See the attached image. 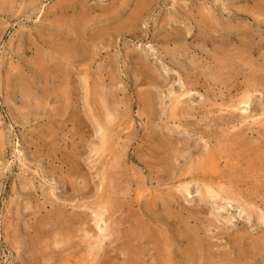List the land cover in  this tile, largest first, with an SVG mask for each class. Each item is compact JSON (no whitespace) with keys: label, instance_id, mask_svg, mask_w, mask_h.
Masks as SVG:
<instances>
[{"label":"rangeland","instance_id":"obj_1","mask_svg":"<svg viewBox=\"0 0 264 264\" xmlns=\"http://www.w3.org/2000/svg\"><path fill=\"white\" fill-rule=\"evenodd\" d=\"M11 1L0 0V264H165L166 251L176 256L173 264H264V162L256 160L261 168L250 171L236 161L226 165L227 155L243 159L264 151V0ZM131 20L140 23L132 28ZM39 51L68 72L43 71L36 63ZM45 88L69 94L71 113L56 112L57 99L48 98ZM103 110L104 137L97 134ZM101 138L109 141L105 151ZM225 140L233 152H225ZM161 142V150L172 149H157ZM212 155L214 163L197 166ZM183 171L190 178L179 180ZM210 171L213 181L201 175ZM53 210L60 214L56 223ZM142 233L154 239L156 251ZM152 254L161 262L151 261Z\"/></svg>","mask_w":264,"mask_h":264},{"label":"bare ground","instance_id":"obj_2","mask_svg":"<svg viewBox=\"0 0 264 264\" xmlns=\"http://www.w3.org/2000/svg\"><path fill=\"white\" fill-rule=\"evenodd\" d=\"M10 1H11V0H10ZM142 1H144V0H142ZM156 1H157V0H156ZM3 2H4V0H3ZM11 2H12V1H11ZM145 2H146V1H145ZM150 2H152V1L150 0ZM150 2H148V3H150ZM115 3H116V2H115ZM14 4H15V3H14ZM88 4H89V2H88ZM8 5H9V4H8ZM146 5H147V4H146ZM149 5H150V4H148V6H149ZM6 6H7V5H6ZM14 6H15V5H14ZM55 6H56V5H55ZM90 6H91V5H90ZM120 6H121V5H120ZM26 7H27V6H26ZM138 7H139V6H138ZM145 7H146V6H145ZM1 8L4 9V6H3V7L1 6ZM7 8H10V7L7 6ZM56 8H57V7H56ZM73 8H74V7H73ZM104 8L107 9V10L109 9V8H107V7H104ZM104 8H102L103 11H105ZM58 9L61 10V11H65V10H67V6H65V5H60V6H58ZM81 9L83 10V8H81ZM102 9H101V12H102ZM140 9H141V8H140ZM54 10H55V9H53L52 12H53ZM59 10H58V11H59ZM82 10H81V12L84 11V10H83V11H82ZM85 10H86V9H85ZM88 10H89V8H88ZM97 10H98V9H96V11H97ZM99 10H100V9H99ZM116 10H117V9H116ZM121 10H122V9H121ZM5 11H6V10H5ZM10 11H11V10H10ZM93 11L95 12V10H93ZM108 11H109V10H108ZM52 12H51V14H52ZM56 12H57V10H56ZM56 12H55V13H56ZM84 12H85V11H84ZM105 12H106V11H105ZM115 12H116V11H115ZM115 12H113V14H114ZM1 13H2V12H1ZM3 13H4V12H3ZM66 13H67V12H66ZM6 14H7V12H6ZM81 14H82V13H81ZM83 14H84V13H83ZM85 14H86V13H85ZM142 14H143V13H142ZM88 15H89V14H88ZM101 15L104 16V14H101ZM107 15H108V14H107ZM111 15H112V13H111ZM115 15H116V13H115ZM115 15H114V16H115ZM118 15H119V14H118ZM137 15H138V14H137ZM10 16H11V15H10ZM39 16H40V15H39ZM53 16H55V15L53 14ZM81 16H82V15H81ZM109 16H110V15H109ZM109 16H107V18H108ZM112 16H113V15H112ZM114 16L112 17V19L115 18ZM116 16H117V15H116ZM135 17L138 18L137 16H135ZM139 17H140V16H139ZM82 18L84 19V17H82ZM87 18H88V17H87ZM100 18H101V17H100ZM104 18H105V17H104ZM140 18H142V16H141ZM102 19H103V17H102L100 20H102ZM116 19H117V18H116ZM130 19H131V18H130ZM130 19H129V20H130ZM135 20H136V19H135ZM139 20H141V19H139ZM104 21H107V20H104ZM131 21H132V25H130V22H128V21H127V22L129 23L130 26H132V28H134V25H135L136 23H140L139 21H138V22H137V21H134V20H131ZM62 22H63V21H62ZM86 22H87V21H86ZM86 22H85V23H86ZM82 25H83V23H82ZM86 26H87V25H86ZM86 26H84V27H86ZM136 26H137V24H136ZM136 26H135V28H136ZM65 27H66V26H65ZM127 27H128V26H127ZM130 28H131V27H130ZM74 29H75V28H74ZM82 29L84 30V28H82ZM134 30H135V29H134ZM134 30H133V31H134ZM136 30H138V28H137ZM178 30H179V29H178ZM81 31H82V30H81ZM140 31H141V30H140ZM136 32H137V31H136ZM176 32H177V31H176ZM82 33H83V32H82ZM82 33L79 32V37H81L80 34L83 35ZM72 34H73V32H72ZM84 34H85V33H84ZM203 35H204V34H203ZM240 35H241V34H240ZM83 36H84V35H83ZM172 37H173V36H172ZM179 37H180V36H179ZM52 38H53V37H52ZM75 38H76V37H75ZM89 38H90V37H89ZM65 40H66V39H65ZM65 40H64V41H65ZM75 40H76V39H75ZM78 40H79V39H78ZM79 41H80V40H79ZM68 42H69V41H68ZM75 42H76V41H75ZM76 43H78V42H76ZM245 43H246V42H245ZM50 45H51V44H50ZM72 45H73V44H72ZM77 45H79V44H77ZM80 45H81V42H80ZM80 45H79V46H80ZM82 45H83V44H82ZM84 45H85V43H84ZM66 46H67V44H66ZM79 46H78V47H79ZM239 46H240V45H239ZM52 47H53V46H52ZM61 47H62V46H61ZM71 47H72V46H71ZM76 47H77V46H76ZM86 47H87V46H86ZM55 48H56V47H55ZM66 49H67V48H66ZM66 49H65V51H66ZM68 49H69V48H68ZM72 49H75V48H72ZM86 49H87V48H86ZM86 49H84V50H86ZM42 50H43V49H42ZM59 50H60V49H59ZM82 50H83V48H82ZM82 50H81V51H82ZM84 50H83V51H84ZM88 50H89V49H88ZM243 50H244V49H243ZM247 50H248V49H247ZM19 51H20V50H19ZM44 51H45V50H44ZM44 51H43V52H44ZM62 51H64V50H62ZM71 51H72V50H71ZM83 51H82V52H83ZM239 51H240V50H239ZM45 52H46V51H45ZM45 52H44V53H45ZM56 52H57V49H56ZM59 52H60V51H59ZM75 52H76V51H75ZM85 52H86V51H85ZM87 52H88V51H87ZM87 52H86V53H87ZM245 52H246V51H245ZM39 53H40V51H39ZM65 53H66V52H65ZM67 53H68V52H67ZM67 53H66V54H67ZM86 53H85V54H86ZM175 53H176V52H175ZM239 53H240V52H239ZM40 54H41V53H40ZM40 54H38V56L36 57V63H38L39 68H41L43 71H53V70H54L56 73L58 72L59 75H60V73H66V72H68V69H67V71L64 70L63 68H61V67H62L61 65L58 66L59 64H58V65L55 64V63L52 64L51 62L53 61V59L51 60V57H50V56L47 55V56H48L47 58L50 57V60L47 61V60H46V56H45V55H42V54L40 55ZM54 54H55V53H53V55H54ZM57 54H58V52H57ZM62 54H63V53H62ZM73 54H74V53H73ZM80 54H81V53H80ZM87 54H88V53H87ZM63 55H65V54H63ZM76 55H77V54H76ZM147 55H148V54H147ZM231 55H232V54H231ZM54 56H55V55H54ZM66 56H68V55H65V57H66ZM73 56H74V55H73ZM78 56H79V55H78ZM80 56H81V55H80ZM85 56H86V55H85ZM241 56L245 57V55H244L243 53L241 54ZM55 57H56V56H55ZM57 57H58V56H57ZM66 58H67V57H66ZM70 58H71V57H70ZM34 59H35V58H34ZM59 59H60V58H59ZM62 59H63V58H62ZM222 59H223V58H222ZM226 59H228V58L226 57ZM63 60H64V59H63ZM65 60H66V59H65ZM219 60H220V59H219ZM231 60H232V59H231ZM37 61H38V62H37ZM56 61H57V60H56ZM58 61H59V60H58ZM146 61H147V60H146ZM65 62H66V61H65ZM225 62H226V61H225ZM241 62H242V61H241ZM32 63H33V61H32ZM69 63H70V62H69ZM145 63H146V62H145ZM158 63H159V62H158ZM60 64H61V63H60ZM239 64H240V60H239ZM242 64H243V63H242ZM50 65H53V68H54V69H51ZM69 65H70V64H69ZM147 65H148V64H147ZM243 65H244V64H243ZM249 66H250V65H249ZM237 67H238V66H237ZM64 68H65V67H64ZM144 68H145V67H144ZM219 68H220V67H219ZM227 68H228V67H227ZM65 69H66V68H65ZM159 69H160V68H159ZM159 69L157 68V70H159ZM243 69H244V68H243ZM70 70H71V69H70ZM100 70H101V69H100ZM63 71H64V72H63ZM65 71H66V72H65ZM71 71H72V70H71ZM150 71H151V70H150ZM246 71H247V70H246ZM72 72H73V71H72ZM142 72H143V71H142ZM147 72H148V71H147ZM157 72H158V71H157ZM160 72H161V71H160ZM164 72H165V70H164ZM164 72H163V74H164ZM215 72H216V71H215ZM254 72H255V71H254ZM256 72H257V71H256ZM58 73H57V75H58ZM150 73H152V72H150ZM155 73H156V72H155ZM165 73H166V72H165ZM53 74H54V73H53ZM224 74H225V73H224ZM236 74H237V73H236ZM256 74H257V73H256ZM260 74H261V73H260ZM105 75H107V74H105ZM159 75H161V74H159ZM69 76H70V74H69ZM163 76H164V75H163ZM166 76H167V75L165 74V77H166ZM215 76H216V75H215ZM229 76H230V74H229ZM237 76H238V75H237ZM261 76H262V74H261ZM261 76L259 75L258 77H261ZM58 77H59V76H58ZM67 77H68V76H67ZM67 77H63V78H67ZM102 77H103V76H102ZM161 77H162V76H161ZM165 77H162V78L165 79ZM149 78H150V76H149ZM152 78H153V79L155 78L154 75H153ZM216 78H217V77H216ZM220 78H221V77H220ZM229 78H230V77H229ZM35 79H36V78H35ZM153 79H152V80H153ZM166 79H168V77H167ZM169 79H170V78H169ZM258 79H259V78H258ZM156 80H157V78H156ZM156 80H155V82H156ZM160 80H161V79H160ZM223 80H224V79H223ZM229 80L231 81V78H230ZM254 80H255V79H254ZM261 80H262V79H261ZM55 81H56V80H55ZM158 81H159V80H158ZM158 81H157V82H158ZM167 81H168V80H167ZM212 81H213V80H212ZM40 82H42V81H40ZM50 82H51V80H50ZM162 82H164V81L162 80ZM251 82H253V81H251ZM19 83H20V82H19ZM33 83H34V82H33ZM37 83H38V82H37ZM47 83H48V82H47ZM56 83H57V82H56ZM58 83H59V82H58ZM60 83H61V82H60ZM64 83H65V82H64ZM67 83L69 84V82H67ZM158 83H159V82H158ZM165 83H166V82H165ZM215 83H216V82H215ZM52 84H53V83H52ZM235 84H236V83H235ZM6 85H7V84H6ZM38 85H39V84H38ZM40 85H41V84H40ZM47 85H49V84H46V86H47ZM55 85H56V84H55ZM55 85H54V86H55ZM164 85H165V84H164ZM166 85H167V84H166ZM190 85H191V84H190ZM227 85H228V84H227ZM252 85H253V84H252ZM41 86H42V85H41ZM182 86H183V84H182ZM191 86H192V85H191ZM247 86H248V85H247ZM43 87H45V86H43ZM192 87H193V86H192ZM234 87H235V86H234ZM25 88H26V87H25ZM54 88H56V87H54ZM203 88H204V87H203ZM225 88H226V87H225ZM42 89H43V88H42ZM66 89H67V87H66ZM256 89H257V87H256ZM263 89H264V87H263ZM48 90H49V89H48ZM51 90H52V89H51ZM54 90H55V89H54ZM173 90H174V89H173ZM214 90H215V89H214ZM252 90H253V89H252ZM61 91H62V90H61ZM40 92H41V91H40ZM44 92H46L45 94H46V96H47L48 98H49V97H55V98L57 99V101H55L56 99H54V101L57 102V104H58L57 107L55 108V111H56V112H59V114H63V115H65V114H66L67 112H69V111H70V113H71V111H72V110H71V108H72V105H71L72 101H71V100H72V99H71V97H70L69 94H66V95H65V94L61 93V96H60V95H59L58 93H56V92H52V91H49V92H48L46 88L44 89ZM64 92H65V91H64ZM68 93H69V92H68ZM70 93H71V92H70ZM72 95H74V94H72ZM116 95H117V94H116ZM160 95H161V94H160ZM187 95H188V93H187ZM214 95H215V94H214ZM214 95H213V96H214ZM248 95H249V94H248ZM75 96H76V95H75ZM182 96H183V95H182ZM182 96H181V97H182ZM185 96H186V94H185ZM243 96H245V95H243ZM150 97H151V96H150ZM204 97H205V96H204ZM246 97H247V96H246ZM251 97H252V96H251ZM182 98H185V97L183 96ZM216 98H217V97H216ZM242 98L244 99V97H242ZM263 98H264V97H263ZM70 99H71V100H70ZM141 99H142V98H141ZM143 99H144V98H143ZM158 99H159V98H158ZM172 99H173V98H172ZM248 99H249V98H248ZM248 99H247V100H248ZM147 100H148V99H147ZM154 100H155V99H154ZM165 100H166V99H165ZM173 100H174V99H173ZM182 100H183V99H182ZM247 100H246V102H247ZM70 101H71V102H70ZM143 101H144V100H143ZM143 101H142V102H143ZM242 101H243V100H242ZM249 101L251 102V99H249ZM249 101H248V103H250ZM163 102H164V101H163ZM170 102H171V101H170ZM105 103H106V102H105ZM108 103H109V102H108ZM144 103H145V102H144ZM144 103H143V104H144ZM161 103H162V102H161ZM178 103H179V102H178ZM232 103H233V102H232ZM244 103H245V101H244ZM252 103H253V102H252ZM146 104H147V103H146ZM146 104H145L144 106H146ZM246 104H247V103H246ZM102 105H103V104H102ZM140 105H141V104H140ZM184 105H185V104H184ZM212 105H213V104H212ZM221 105H222V104H221ZM240 105H242V104H240ZM248 105H249V104H248ZM73 106H74V105H73ZM176 106H177V105H176ZM185 106H186V105H185ZM193 106H194V105H193ZM233 106H234V105H233ZM251 106H252V105H251ZM36 107H37V106H36ZM103 107H104V105H103ZM155 107H156V106H155ZM212 107H213V106H212ZM231 107H232V106H231ZM244 107H247V108H248V106H244ZM94 108H95V107H94ZM143 108H144V107H143ZM148 108H149V107H148ZM171 108H172V107H171ZM174 108H175V107H174ZM256 108H257V107H256ZM105 109H106V108H105ZM177 109H178V108H177ZM177 109H174V110L177 111ZM220 109H221V108H220ZM228 109H229V108H228ZM231 109H233V107H232ZM236 109H237V108H236ZM236 109H235V110H236ZM253 109H255L254 106H253ZM148 110H150V109H148ZM172 110H173V109H172ZM174 110H173V111H174ZM186 110H187V109H186ZM221 110H222V109H221ZM242 110H243V108H242ZM248 110H249V109H248ZM255 110H256V109H255ZM103 111H104V110H103ZM108 111H109V110H108ZM152 111H153V110H152ZM159 111H160V110H159ZM173 111H172V112H173ZM183 111H184V110H183ZM187 111H188V110H187ZM229 111H230V110H229ZM50 113H51V112H50ZM70 113H69V115H70ZM105 113H107L106 110H105L104 113H103V114H104L103 116H104V118H105V119L103 120V122H102L103 125H102V126H101V125L99 126V131H100V132L97 133V134H99V136H101L100 134H102L103 137H104V135H105L104 128H105V126H106L104 123H105V121H106V118L108 117V115L106 116ZM152 113H153V112H152ZM170 113H171V111H170ZM207 113H208V112H207ZM209 113L211 114V112H209ZM233 113H234V112H233ZM53 114H54V113H53ZM77 114H78V113H77ZM107 114H108V113H107ZM184 114H185V113H184ZM186 114H187V113H186ZM243 114H246V112H243ZM71 115H72V116H74V115L76 116V114H71ZM157 115H158V114H157ZM171 115H172V114H171ZM229 115H230V114H229ZM232 115H233V114H232ZM55 116H56V115H55ZM72 116H70V117H72ZM87 116H88V115H87ZM110 116H111V115H109V117H110ZM153 116H154V115H153ZM244 116H245V115H244ZM176 117H177V116H176ZM176 117H175V118H176ZM181 117H182V116H181ZM241 117H243V116H241ZM75 118H76V117H75ZM88 118H89V117H88ZM112 118H113V117H112ZM182 118H184V117H182ZM231 118H232V117H231ZM233 118H234V116H233ZM246 118H247V116H246ZM38 119H39V118H38ZM73 119H74V117H73ZM77 119H78V118H77ZM79 119H80V118H79ZM157 119H158V118H157ZM170 119H171V118H170ZM90 120H91V119H90ZM92 120H93V119H92ZM92 120H91V121H92ZM240 120H241V119H239V120H237V121L239 122ZM242 120L246 121L245 119H242ZM242 120H241V121H242ZM80 121H81V120H80ZM83 121H84V120H83ZM109 121H110V120L108 119L107 122H108V124L111 125V123H109ZM154 121H155V120H154ZM224 121H225V120H224ZM95 122H96V121H94V123H95ZM100 122H101V121H100ZM110 122H112V121H110ZM233 122H234V121H233ZM180 123H181V122H180ZM239 123H240V122H239ZM96 125H97V124H96ZM96 125H95V126H96ZM104 125H105V126H104ZM110 125H109V127L114 126V125H112V126H110ZM120 125H121V124H120ZM243 125H244V124H243ZM19 126H20V125H19ZM21 126H22V125H21ZM245 126H247V125L245 124L244 127H245ZM106 127H108V126H106ZM114 127H115V126H114ZM235 127H236V125H235ZM263 127H264V126H263ZM228 128H229V127H228ZM241 128H242V126H241ZM48 129H49V128H48ZM107 129H108V128H107ZM114 129H115V128H114ZM238 129H239V127H238ZM242 129H244V128H242ZM242 129H241V130H242ZM249 129H251V128H249ZM108 131H109V130H108ZM111 131H112V129H111ZM231 131H232V130H231ZM254 131H255V130H254ZM109 132H110V131H109ZM112 132H114V131H112ZM223 132H224V131H223ZM241 132H242V131H241ZM241 132H240V133H241ZM156 133H157V132H156ZM218 133H219V132H218ZM235 133H236V132H235ZM244 133H245V132H244ZM151 134H152V133H151ZM245 134H246V133H245ZM118 135H119V134H118ZM213 135H214V134H213ZM222 135H223V134H222ZM232 135H233V134H232ZM236 135L239 136L238 134H236ZM243 135H244V134H243V132H242V137H244ZM108 136H109V134H108ZM152 136H153V134H152ZM154 136H155V135H154ZM95 137H96V136H95ZM106 137H107V136H106ZM148 137H149V136H148ZM155 137H157V136H155ZM224 137H226V136H224ZM108 138H109V137H108ZM118 138H119V137H118ZM167 138H168V137H167ZM215 138H216V137H215ZM240 138H241V137H240ZM10 139H11V138H10ZM101 139H102V138H101ZM105 139H106V138H105ZM149 139H150V138H149ZM154 139H155V138H154ZM157 139L160 140V138H157ZM161 139H162V138H161ZM218 139H219V138H218ZM234 139H235V138H234ZM234 139H232L231 144H234L235 146H237V144L235 143V140H234ZM219 140L224 141L223 138H220ZM239 140H240V139H239ZM243 140H245V138H244ZM148 141H149V140H148ZM161 141H162V140H161ZM167 141H169V140H167ZM245 141H246V140H245ZM91 142H92V141H91ZM100 142H102V143H101V145H100L99 148H101L103 151L107 150V148H110V147H108V146H109V145H108V144H109V141H108V144H106L105 141H104V138H103L102 141H100ZM149 142H150V141H149ZM156 142L158 143V141H156ZM225 142H226V140H225ZM246 142H247V141H246ZM150 143H151V142H150ZM218 143H220V142H218ZM237 143H238V142H237ZM240 143H241V142H240ZM155 144H156V143H155ZM169 144H170V143H169ZM231 144H230V146H229V142H228V143L226 142V146H223L225 152L228 153V152L231 150V148H232V146H233V145H231ZM247 144H248V142H247ZM0 145H1V144H0ZM157 145H158V144H157ZM172 145H173V144H172ZM220 145H222V144H220ZM224 145H225V144H224ZM257 145H258V144H257ZM4 146H5V145H4ZM114 146H115V145H114ZM241 146H242V149H244V150H245L246 147L249 148L248 145H245V142H244V143L242 142V143H241ZM259 146H261V145H259ZM263 146H264V145H263ZM58 147H59V146H58ZM148 147H149V146H148ZM221 147H222V146H221ZM238 147H239V146H238ZM252 147H254V146H252ZM0 148H1V147H0ZM16 148H17V147H16ZM111 148H112V147H111ZM115 148H116V147H115ZM156 148H157V147H156ZM162 148H164V145H162V142H161L160 145H158V148H157V149H160V150H161ZM248 148H247V149H248ZM263 148H264V147H263ZM1 149H2V148H1ZM92 149H93V148H92ZM170 149H172V146L169 147V145H167V150H170ZM54 150H55V149H54ZM95 150H96V149H95ZM122 150H123V149H122ZM167 150H166V147H165V150H161V151H162V152H165V151H167ZM216 150H217V149H216ZM220 150H221V148H220ZM237 150H239V149H237ZM240 150H241V149H240ZM240 150H239V151H240ZM249 150H250V149H249ZM0 151H1V150H0ZM149 151H150V150H149ZM156 151H157V150H156ZM158 151H159V150H158ZM158 151H157V152H158ZM221 151L223 152V150H221ZM233 151H234V150H233ZM233 151L231 150V152H233ZM252 151H254V150H252ZM252 151H251V152H252ZM262 151H263L262 148H261V149L259 148V152L254 151L255 154H254V155L252 154L254 157L251 156V157H253V158H251V157H244L243 159H242V158L239 159V158H236L237 155L234 156L235 158L232 157L231 155H227V156L229 157V159H228V161L226 162V165H227V163L231 164V163H233L234 161H236L237 163H240V165H241V164L245 165L244 167H245V169L248 170V171H250L251 168H253V169H254V168H255V169H259V168H261V166H259V165L256 163V160H257L258 162H260V163H261V162H264V161H263V160H264V157H263V159L260 157V156H261L260 153H263V152H264V151H263V152H262ZM3 152H4V150H3ZM110 152H111V151H110ZM167 152H168V151H167ZM218 152H219V151H218ZM235 152H236V151H235ZM240 152H241V151H240ZM1 153H2V152H1ZM152 153H153V152H152ZM165 153H166V152H165ZM170 153H171V155L174 156V152H173V150H172ZM101 154H102V153L100 152V155H101ZM154 154H155V153H154ZM158 154H159V152H158ZM158 154H157V155H158ZM205 154H206V153H205ZM207 154H208V153H207ZM215 154H216V153H215ZM215 154H214V155H215ZM263 154H264V153H263ZM94 155H95V154H94ZM102 155H104V154H102ZM159 155H161V154H159ZM167 155H168V154H167ZM220 155H221V154H220ZM232 155H233V153H232ZM255 155H256V156H255ZM258 155H260V156H258ZM77 156H78V155H77ZM169 156H170V155H169ZM205 156H206V155H205ZM215 156H216V155H215ZM240 156H241V154H240ZM247 156H248V155H247ZM67 157H68V156H67ZM100 157H101V156H100ZM102 157H104V156H102ZM105 157H106V156H105ZM157 157H158V156H157ZM70 158H71V157H70ZM70 158H69V159H70ZM73 158H74V157H73ZM75 158H76V156H75ZM166 158H167V157H166ZM175 158H177V156L174 157L173 159H175ZM216 158H217V157H216ZM222 158H223V157H222ZM226 158H227V157H226ZM164 159H165V157H164ZM168 159H169V158H168ZM177 159H179V158H177ZM218 159H219V158H218ZM220 159H221V158H220ZM78 160H79V159H78ZM93 160H94V159H93ZM98 160H99V159H98ZM103 160H105L104 162H106V159L103 158ZM159 160H161V159H159ZM198 160H199V161H198ZM198 160H196V161H198V162L196 163L197 166H202V167L205 168V166H206L207 163L212 164V163L215 162L216 159H215V158L213 157V155H212V156H209V157H206V158L204 157V158H202V160L199 158ZM50 161H51V160H50ZM67 161H68V158H67ZM99 161H100V160H99ZM161 161H163V160H161ZM166 161H167V159H166ZM22 162H23V161H22ZM68 162H69V161H68ZM72 162H74V165H77V166H78L77 160L75 161V159H74ZM78 162H79V161H78ZM93 162H94V161H93ZM102 162H103V161H102ZM138 162H139V161H138ZM99 163H100V162H99ZM141 164H142V163H141ZM68 165H69V164H68ZM80 165H81V164H80ZM96 165H98V164H96ZM104 165H105V163H104ZM173 165H174V164H173ZM194 165H195V164H194ZM194 165H192V166H194ZM260 165H263V164H260ZM77 166H76V167H77ZM167 166H168V164H167ZM170 166H171V165H170ZM197 166L194 167V168H196V170L198 169ZM76 167H75V168H76ZM80 167H81V166H80ZM99 167H100V165H99ZM99 167L97 166V168H99ZM113 167H114V166H113ZM144 167H145V165H144ZM206 167H207V166H206ZM213 167H214V166H213ZM230 167H231V166H230ZM237 167H238V165H237ZM237 167L234 168L235 171H236ZM241 167H243V166H241ZM241 167H240V168H241ZM263 167H264V166H263ZM90 168H91V166H90ZM192 168H193V167H192ZM210 168H211V166H210ZM79 169H80V168H79ZM206 169H207V168H206ZM262 169H263V168H262ZM76 170L79 171L77 168H76ZM76 170H75V173H77ZM185 170H186V169H185ZM192 170H193V169H192ZM192 170H191V171H192ZM199 170H200V169H199ZM241 170H242V168H241ZM246 170H244V171H246ZM80 171H81V170H80ZM191 171H189V172H191ZM197 171H198V170H197ZM235 171H234V172H235ZM244 171H243V172H244ZM26 172H27V171H26ZM26 172H24V173H26ZM69 172H70V171H69ZM69 172H68V173H69ZM114 172H115V171H114ZM193 172H194V171H193ZM193 172H192V173H189V174H193ZM199 172H200V171H199ZM238 172H240V171H238ZM255 172H256V171H255ZM112 173H113V172H112ZM116 173H117V172H116ZM179 173H180V172H179ZM194 173H196V172H194ZM236 173H237V171H236ZM248 173H249V172H248ZM51 174H53V173H51ZM79 174H80V173H79ZM108 174H109V173H108ZM113 174H114V173H113ZM166 174H167V173H166ZM187 174H188L187 171H183V172H181V173L179 174V180H180V179H185V178H190V176H187ZM24 175H25V174H24ZM70 175H71V174H70ZM72 175H73V174H72ZM199 175H200V174H199ZM201 175H203V176H204V175H205V176L208 175V176H209L208 179L211 180V181H213L214 179H216V176H214L213 173H211V171H210V172H203V174H201ZM238 175H239V173H238ZM260 175H261V174H260ZM37 176H38V175H37ZM61 176H62V175H61ZM82 176H83V175H82ZM108 176H110V175H108ZM162 176H163V175H162ZM221 176H222V175H221ZM224 176H225V175H224ZM230 176L232 177V175H230ZM230 176H228V177H230ZM240 176H241V175H240ZM197 177H198V176H197ZM201 177H202V176H201ZM238 177H239V176H238ZM244 177H245V176H244ZM256 177H258V176H256ZM26 178H27V177H26ZM163 178H165V177L163 176ZM176 178H177V177H176ZM206 178H207V177H206ZM247 178H248V177H247ZM249 178H250V177H249ZM251 178H252V177H251ZM87 179H88V178H87ZM103 179H104V178H103ZM105 179H106V178H105ZM115 179H117V178H115ZM156 179H157V178H156ZM198 179H199V178H198ZM221 179H222V177H221ZM225 179H226V178H225ZM229 179H230V178H229ZM24 180H25V179H24ZM65 180H66V179H65ZM65 180L63 181V183L65 182ZM69 180H70V179H69ZM69 180H68V182H69ZM93 180H94V179H93ZM160 180H162V179H160ZM243 180H244V179H243ZM245 180H246V179H245ZM105 181H106V180H105ZM158 181H159V180H158ZM165 181H166V180H165ZM177 181H178V180H177ZM222 181H223V180H222ZM227 181H228V183H229V182H231L232 180H231V179H230V180L227 179ZM28 182H29V181H28ZM66 182H67V181H66ZM68 182H67V183H68ZM91 182H92V181H91ZM113 182H115V180H114ZM117 182H118V181H117ZM117 182H116V183H117ZM147 182H148V181H147ZM206 182H207V181H206ZM29 183H30V182H29ZM42 183H43V182H42ZM174 183H175V182H174ZM176 183H177V182H176ZM248 183H249V182H248ZM69 184H70V183H69ZM73 184H74V182H73ZM107 184H108V182H107ZM110 184H111V182H110ZM186 184H187V183H186ZM189 184H190V183H189ZM209 184H210V182H209ZM225 184H227V182H226ZM235 184H236V182H235ZM28 185H29V184H28ZM30 185H31V184H30ZM84 185H85V187H86V184H84ZM114 185H115V184H114ZM204 185H205V184H204ZM227 185H228V184H227ZM229 185H230V184H229ZM247 185H248V184H247ZM22 186H23V184H22ZM25 186H26V185H25ZM25 186H23V187H25ZM31 186H32V185H31ZM66 186H67V185H66ZM90 186H91V185H90ZM97 186H98V185H97ZM100 186H101V185H100ZM110 186L113 188V185H110ZM130 186H131V185H130ZM182 186H183V185H182ZM232 186H233V185H232ZM232 186H231V187H232ZM73 187H74V186H73ZM88 187H89V186H88ZM218 187H219V186H218ZM229 187H230V186H229ZM233 187H234V186H233ZM235 187L237 188L236 185H235ZM235 187L232 188V189L235 190ZM40 188H41V187H40ZM83 188H84V187H83ZM89 188H90V187H89ZM89 188H88V189H89ZM197 188H198V187H197ZM202 188H203V187H202ZM220 188H221V187H220ZM238 188H239V186H238ZM238 188H237V189H238ZM261 188H262V187H261ZM63 189H64V188H63ZM66 189H67V188H66ZM91 189H92V187H91ZM107 189H108V188H107ZM160 189H161V188H160ZM178 189H179V188H178ZM254 189H255V188H254ZM83 190H84V189H83ZM100 190H101V189H100ZM182 190H184V187H183ZM203 190H204V189H203ZM40 191H41V190H40ZM89 191H90V190H89ZM98 191H99V190H98ZM104 191L106 192V190H104ZM180 191H181V190H180ZM214 191H215V190H214ZM38 192H39V191H38ZM63 192H64V191H63ZM107 192H108V191H107ZM107 192H106V193H107ZM168 192H169V191H168ZM181 192H183V191H181ZM185 192H186V190H185ZM188 192H189V190H188ZM206 192H207V191H206ZM255 192H256V191H255ZM47 193H48V192H47ZM53 193H54V192H53ZM64 193H66V191H65ZM113 193H114V192H113ZM113 193L111 192V189H110V194H112V195L114 196ZM203 193H204V192H203ZM212 193H213V192H212ZM34 194H36V193H34ZM50 194H51V193H50ZM50 194H49V196H50ZM100 194H101V193H100ZM201 194H202V192H201ZM204 194H205V193H204ZM207 194H208V193H207ZM214 194H215V193H214ZM251 194H253V193H251ZM37 195H38V194H37ZM41 195H42V194H41ZM102 195H103V194H102ZM106 195H107V194H106ZM212 195H213V194H212ZM33 196H34V195H33ZM39 196H40V195H39ZM39 196H38V197H39ZM51 196H52V195H51ZM215 196H216V195H215ZM215 196H214V197H215ZM42 197H43V196H42ZM46 197H48V196H46ZM104 197H105V196H104ZM168 197H169V196H168ZM207 197H208V196H207ZM99 198H100V197H99ZM204 198H205V197H204ZM212 198H213V197H212ZM240 198H241V197H240ZM248 198H249V197H248ZM250 198H251V197H250ZM38 199H39V198H38ZM108 199H109V197H108ZM108 199H107V200H108ZM111 199H112V198H111ZM152 199H153V198H152ZM152 199L150 200V202L152 201ZM205 199H206V198H205ZM215 199H216V198H215ZM245 199H246V198H245ZM261 199H262V198H261ZM39 200H40V199H39ZM44 200H45V199H44ZM154 200H155V199H154ZM206 200H207V199H206ZM41 201H42V200H41ZM47 201H48V200H47ZM49 201H50V199H49ZM51 201H52V200H51ZM112 201L115 202L113 199H112ZM133 201H136V202H137V199H136V200H133ZM208 201H209V200H208ZM208 201H207V202H208ZM214 201H215V200H214ZM220 201H221V200H220ZM226 201H227V200H226ZM248 201H249V200H247V202H248ZM45 202H46V201H45ZM98 202H99V201H98ZM101 202H103V201H101ZM101 202H100V203H101ZM116 202H117V201H116ZM166 202H168V200H166ZM174 202H175V201H174ZM177 202H178V201H177ZM205 202H206V201H205ZM209 202H211V201H209ZM224 202H225V201H224ZM229 202H230V201H229ZM254 202H255V201H254ZM103 203H104V202H103ZM158 203H159V202H158ZM169 203H170V202H169ZM211 203H212V202H211ZM232 203H233V202H232ZM244 203H245V202H244ZM50 204H51V203H50ZM53 204H54V203H53ZM62 204H63V203H62ZM106 204H107V203H106ZM113 204H114V203H113ZM115 204H116V203H115ZM136 204H137V203H136ZM164 204H165V203H164ZM167 204H168V203H167ZM167 204H166V205H167ZM172 204H173V203H172ZM178 204H179V203H178ZM180 204H181V203H180ZM230 204H231V203H230ZM247 204H248V203H247ZM38 205H39V202H38ZM47 205H49V203H48ZM58 205H59V204H58ZM63 205H64V204H63ZM117 205H118V204H117ZM150 205H151V204H150ZM169 205H170V204H169ZM39 206H40V205H39ZM39 206H38L37 208H39ZM41 206H42V205H41ZM41 206H40V207H41ZM50 206H51V205H50ZM82 206H83V205H82ZM102 206H103V205H102ZM105 206H106V205H105ZM108 206H109V205H108ZM121 206H122V205H121ZM171 206H172V205H171ZM243 206H244V205H243ZM245 206H246V205H245ZM247 206H248V205H247ZM257 206H258V205H257ZM100 207H101V206H100ZM112 207H113V205H112ZM114 207L116 208V206H114ZM129 207H131V206H129ZM168 207H169V206H168ZM183 207H184V206H183ZM216 207H217V206H216ZM219 207H220V206H219ZM248 207H249V206H248ZM37 208H36V209H37ZM52 208H53V207H52ZM58 208H59V207H58ZM61 208H62V207H61ZM61 208H60V209H61ZM75 208H77V206H76ZM81 208H82V207H81ZM105 208H106V207H105ZM117 208H118V207H117ZM119 208H120V206H119ZM249 208H251V207H249ZM40 209H44V208H39V210H40ZM53 209H56V208H53ZM67 209H68V208H67ZM106 209H107V208H106ZM155 209H156V208H155ZM166 209H167V208H166ZM168 209H169V208H168ZM216 209H217V208H216ZM219 209H222V208H219ZM223 209H224V208H223ZM63 210H64V209H63ZM83 210H84V208H83ZM83 210H82V211H83ZM98 210H99V209H98ZM98 210H97V211H98ZM101 210H102V209H101ZM103 210H105V209H103ZM109 210H110V209H109ZM116 210H118V209H116ZM120 210H121V209H120ZM130 210H131V209H130ZM217 210H218V209H217ZM53 211H55V210H53ZM73 211H74V210H73ZM105 211H106V210H105ZM114 211H115V210H114ZM132 211H133V210H132ZM151 211H152V210H151ZM248 211H249V210H248ZM253 211H254V210H253ZM58 212H59V211H58ZM62 212H63V211H62ZM66 212H67V211H66ZM101 212H102V211H101ZM116 212H117V211H116ZM118 212H119V211H118ZM128 212H129V211H128ZM145 212H146V211H145ZM166 212H168V211H166ZM218 212H219V211H218ZM72 213H73V212H72ZM74 213H75V212H74ZM80 213H81V212H80ZM103 213H106V212H102V214H103ZM149 213H150V212H149ZM155 213H156V212H155ZM168 213H169V212H168ZM168 213H167V214H168ZM220 213H221V212H220ZM252 213H253V212H252ZM252 213H251V214H252ZM65 214H66V213H65ZM65 214H64V215H65ZM82 214H83V213H82ZM95 214H96V212H95ZM95 214H94V215H95ZM151 214H153V213H151ZM167 214H166V215H167ZM171 214H172V213H171ZM248 214H249V213H248ZM53 215H54V218L56 219L54 223L58 222L59 219H60V214L57 213V211H55ZM64 215H63V216H64ZM74 215H76V217H77V214H74ZM86 215H88V214H86ZM133 215H134V214H133ZM168 215H169V214H168ZM168 215H167V216H168ZM249 215H250V214H249ZM252 215H253V214H252ZM252 215H251V216H252ZM61 216H62V215H61ZM69 216H71V214H70ZM69 216L66 215L65 217H69ZM83 216H85V214H84ZM97 216H98V214H97ZM103 216H104V214H103ZM130 216H131V215H130ZM130 216H129V217H130ZM148 216H149V215H148ZM153 216H154V214H153ZM162 216H163V215H162ZM162 216H161V217H162ZM164 216H165V215H164ZM169 216H170V215H169ZM215 216H216V215H215ZM260 216H261V215H260ZM86 217H87V216H86ZM89 217H90V216H89ZM95 217H96V215H95ZM98 217H99V216H98ZM107 217H108V216H107ZM107 217L104 216V218H107ZM127 217H128V216H127ZM151 217H152V216H151ZM248 217H249V216H248ZM49 218H50V217H49ZM54 218H52V219H54ZM62 218H63V217H62ZM71 218H72V217H71ZM81 218H82V217H81ZM84 218H85V217H83V220H84ZM147 218H148V217H147ZM152 218H153V217H152ZM163 218H164V217H163ZM169 218H170V217H169ZM259 218H260V217H259ZM63 219H64V218H63ZM69 219H70V218H69ZM89 219H90V218L87 217V220H89ZM99 219H100V217L98 218V220H99ZM124 219H128V218L125 217ZM131 219H132V218L130 217L129 220H131ZM150 219H151V218H150ZM167 219H168V218H167ZM61 220H62V219H61ZM75 220H76V218H75ZM80 220H82V219H80ZM83 220H82V221H83ZM85 220H86V219H85ZM85 220H84V222H85ZM93 220H94V219H93ZM129 220H128V222H130ZM138 220H139V219H138ZM138 220H137V221H138ZM144 220H145V219H144ZM153 220H154V218H153ZM157 220H158V219H157ZM161 220H162V219H161ZM164 220H165V219H164ZM52 221H53V220H52ZM64 221H65V220H64ZM72 221H73V218H72ZM115 221H116V220H115ZM131 221H132V220H131ZM229 221H230V220H229ZM263 221H264V220H263ZM50 222H51V221H50ZM61 222H62V221H61ZM70 222H71V221H70ZM76 222H77V220H76ZM87 222H88V221H87ZM100 222H103V219H102V218L100 219V221H99L98 224H101ZM105 222H106V221H105ZM110 222H111V221H110ZM112 222H113V220H112ZM123 222H124V221H123ZM132 222H133V221H132ZM141 222H142V221H141ZM145 222H146V221H145ZM145 222H144V223H145ZM151 222H152V220H151ZM188 222H189V221H188ZM46 223H47V222H46ZM67 223H69V221H68ZM85 223H86V222H85ZM116 223H117V222H116ZM116 223H115V224H116ZM134 223H135V222H134ZM136 223H138V222H136ZM147 223H148V222H147ZM147 223H145V224H147ZM49 224H50V223H49ZM60 224H61V223H60ZM60 224H59V225H60ZM103 224H104V223H103ZM105 224H106V223H105ZM105 224H104V225H105ZM125 224H126V223H125ZM145 224H144V225H145ZM50 225H51V224H50ZM66 225H67V224H66ZM74 225H75V224H74ZM116 225H117V224H116ZM130 225H132V224H130ZM139 225L143 227V224H140V223H139ZM152 225H153V224H152ZM152 225H151V226H152ZM70 226L73 228V226H72L71 224H70ZM95 226L98 228V230H99V229L101 230V225H100V227L97 226V225H95ZM106 226H107V224H106ZM121 226H122V225H120V227H121ZM136 226H137V225H136ZM136 226H135V227H136ZM145 226H146V225H145ZM145 226H144L143 228H146ZM153 226H154V225H153ZM155 226H156V225H155ZM67 227H68V226H67ZM102 227H103V226H102ZM107 227H108V226H107ZM157 227H158V226H157ZM157 227H155V228L157 229ZM72 228H70V229H72ZM103 228H104V227H103ZM105 228H106V227H105ZM128 228H129V226H128ZM130 228H132V227H130ZM130 228H129V229H130ZM147 228H149L148 225H147ZM155 228L153 227V229H155ZM115 229H116V228H115ZM122 229H123V228H122ZM139 229H140V228H139ZM149 229H150V228H149ZM156 229H155V230H156ZM60 230H62V229H60ZM60 230H59V231H60ZM103 230H104V229H103ZM53 231H54V230H53ZM70 231H71V230H70ZM104 231H105V234H106V229H105ZM134 231H135V230H134ZM134 231H133V232H134ZM142 231H144V230H142ZM142 231H141V232H142ZM150 231H151V229H150ZM158 231L160 232L161 230H158ZM158 231L156 230V233H157ZM54 232H55V231H54ZM99 232H100V231H99ZM113 232H114V231H113ZM124 232H125V231H124ZM133 232H132V233H133ZM148 232H149V231H148ZM101 233H102V232H101ZM109 233H110V232H109ZM117 233H118V231H117ZM146 233H147V232H146ZM146 233H145V234H146ZM152 233H153V232H152ZM152 233H151V234H152ZM183 233L185 234L186 232H183ZM60 234H61V233H60ZM68 234H69V233H68ZM70 234H71V233H70ZM105 234H104V235H105ZM139 234H141L140 231H139ZM145 234H144V236H145ZM148 234H149V233H148ZM181 234H182V233H181ZM54 235H56V234L54 233ZM57 235H58V234H57ZM128 235H129V234H128ZM130 235H131V233H130ZM132 235H133V234H132ZM136 235H137V234H136ZM160 235H162V234H160ZM194 235H195V234H194ZM194 235H191V234H190V236H194ZM106 236H107V235H106ZM112 236H113V235H112ZM148 236H149V235H148ZM151 236H152V235H151ZM158 236H159V235H158ZM182 236H183V235H182ZM54 237H55V236H54ZM54 237H53V238H54ZM57 237H58V236H57ZM110 237H111V236H110ZM118 237H119V236H118ZM128 237H129V236H128ZM141 237L143 238V233H142V236H141ZM154 237H155V236H154ZM161 237H162V238H165V237H163V235H162ZM166 237H167V236H166ZM188 237H189V236H188ZM69 238H70V237H69ZM142 238L139 239V238L137 237L138 241L140 240V242H141V240L143 241V239H144V242L147 244V246H148V244L150 243V244H152L153 247H154V239H153L152 237H151V238H147V236H146V237H145L146 239H145V238L142 239ZM156 238H157V237H156ZM181 238H182V237H181ZM183 238H184V237H183ZM193 238H194V237H193ZM60 239H61V238H60ZM65 239H66V238H65ZM65 239H64V240H65ZM107 239H108V238H107ZM111 239H112V238H111ZM158 239H160V238H158ZM187 239H189V238H187ZM240 239H241V238H240ZM66 240H67V239H66ZM100 240L105 241V238H102V239H100ZM113 240H115V239L113 238ZM133 240H134V239H133ZM160 240H161V239H160ZM162 240H163V239H162ZM185 240H186V239H185ZM194 240H195V239H194ZM107 241H108V240H107ZM130 241H131V240H130ZM155 241H156V240H155ZM158 241H159V240H158ZM164 241H165V240H164ZM166 241H167V239H166ZM168 241H169V240H168ZM188 241H189V240H188ZM235 241H236V240H235ZM123 242H124V241H123ZM189 242H191V241H189ZM236 242H237V241H236ZM56 243H58V242H56ZM67 243H68V241H67ZM108 243H109V242H108ZM111 243H112V242H110V244H111ZM115 243H116V241H115ZM161 243H163V242H161ZM237 243H238V242H237ZM96 244H97V243H96ZM105 244H106V243H105ZM128 244H129V243H128ZM135 244H136V243H135ZM142 244H143V243H142ZM156 244H157V243H156ZM168 244H169V243H168ZM197 244H198V243H197ZM199 244H200V243H199ZM103 245H104V244H103ZM114 245H115V244H114ZM126 245H127V243H126ZM143 245H144V244H143ZM143 245H142V246H143ZM172 245H173V244H172ZM39 246H40V245H39ZM64 246H65V245H64ZM105 246H106V245H105ZM187 246H188V245H187ZM190 246H192V244H190ZM190 246H189V247H190ZM56 247H57V246H56ZM56 247H55V249H57ZM100 247H101V246H100ZM118 247L121 248V246H118ZM128 247H130V246H128ZM136 247H137V245H136ZM101 248H103V247H101ZM125 248H127V246H126ZM130 248H131V247H130ZM133 248H134V247H133ZM133 248H132V249H133ZM137 248H138V247H137ZM137 248H136V249H137ZM151 248H152V247H151ZM156 248H158V247L156 246ZM156 248L154 247V250H155ZM34 249H35V248H34ZM113 249H114V248H113ZM118 249H119V248H118ZM127 249H129V248H127ZM132 249H130V250H132ZM163 249L165 250L166 248L164 247ZM168 249H169V247H168ZM191 249H193V248H191ZM191 249H190V250H191ZM44 250H45V249H44ZM103 250H104V249H103ZM161 250H162V249H160V251H161ZM164 250H163V251H164ZM169 250H170V249H169ZM96 251H97V250H96ZM104 251H105V250H104ZM110 251H111V250H110ZM114 251H115V250H114ZM118 251H119V250H118ZM127 251H128V250H127ZM148 251H149V250H148ZM151 251H152V250H151ZM151 251H150V252H151ZM155 251H156V250H155ZM158 251H159V250H157V252H158ZM171 251H173V250H171ZM185 251H186V250H185ZM185 251H184V252H185ZM192 251H193V250H192ZM116 252H117V250H116ZM116 252H115V253H116ZM121 252L125 253V251H122V250L119 251V253H121ZM144 252H145V251H144ZM152 252H153V251H152ZM157 252H155V253H157ZM106 253L108 254V252H105V254H106ZM111 253H112V252H111ZM111 253H110V255H111ZM128 253H129V252H128ZM136 253H137V252H136ZM146 253L148 254V252H146ZM170 253H171V252H170ZM113 254H114V252H113ZM138 254H139V253H138ZM159 254H160V253H159ZM181 254H182V253H181ZM186 254H187V252L184 254V255H185L184 258L187 257L188 255H191V254H188V255H186ZM124 255H126V254H124ZM142 255H143V254H142ZM155 255H156V254H155ZM155 255L153 256V254H152L151 257H153V259H151V261H152V260L156 261L155 258H157L158 256H155ZM157 255H158V253H157ZM248 255H249V254H248ZM129 256H130V255H129ZM129 256H127V257H129ZM132 256H133V253H132ZM139 256H140V254H139ZM161 256H162V255H161ZM165 256H166L165 259H164L163 256H162V259L165 261V264H170V263L172 262V258H173V257H171L170 254H168L167 251H166V255H165ZM172 256H174V255H172ZM181 256H182V255H181ZM117 257H118V256H117ZM154 257H155V258H154ZM175 257H176V256H175ZM175 257L173 258V260L175 259ZM182 257H183V256H182ZM112 258H113V256H112ZM130 258L133 259L132 257H130ZM130 258H129V259H130ZM139 258H140V257H139ZM141 258H142V261H143V257H141ZM144 258H145V257H144ZM146 258H147V257H146ZM146 258H145V259H146ZM148 258H149V257H148ZM188 258H189V256H188ZM188 258H187V259H188ZM193 258H195V257H193ZM107 259H108V258H107ZM110 259H111V258H110ZM110 259H109V260H110ZM131 259H130V260H131ZM158 259H159V257H158ZM158 259H157V260H158ZM37 260H38V259H37ZM134 260H135V259H134ZM134 260H133V261H134ZM137 260H139V259H137ZM160 260H161V259H159V261H160ZM177 260H179V259H177ZM177 260H176V261H177ZM181 260H182V259H181ZM181 260H180V261H181ZM185 260H186V258H185ZM189 260H191V259H188V261H189ZM126 261H127V260H126ZM145 261H146V260H145ZM147 261H148V259H147ZM151 261H150V262L148 261V262L151 263ZM176 261H174V263H175ZM182 261H183V260H182ZM192 261L195 262V260H192ZM238 261H239V260H238ZM129 262H131V261H129ZM134 262H135V261H134ZM134 262H132V263H134ZM140 262H141V261H140ZM160 262H161V261H160ZM162 262H163V261H162ZM177 262H178V261H177ZM136 263H138V262L136 261ZM154 263L156 264V262H154ZM158 263H159V262H158ZM183 263H185V262H183ZM183 263H182V264H183ZM186 263H187V260H186ZM189 263H190V262H189ZM240 263H241V262H240ZM111 264H112V263H111ZM143 264H144V263H143ZM152 264H153V263H152ZM159 264H160V263H159ZM171 264H173V263H171ZM175 264H176V263H175ZM179 264H180V263H179ZM190 264H191V263H190ZM192 264H194V263H192Z\"/></svg>","mask_w":264,"mask_h":264}]
</instances>
